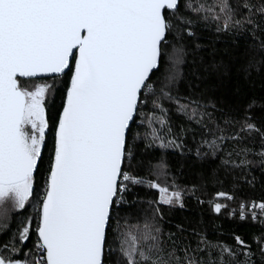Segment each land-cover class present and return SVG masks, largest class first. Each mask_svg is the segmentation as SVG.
Returning a JSON list of instances; mask_svg holds the SVG:
<instances>
[{
  "label": "snow or ice",
  "instance_id": "obj_1",
  "mask_svg": "<svg viewBox=\"0 0 264 264\" xmlns=\"http://www.w3.org/2000/svg\"><path fill=\"white\" fill-rule=\"evenodd\" d=\"M185 7L211 13L217 22L222 18L225 29L244 20L253 24V9L264 17V4L247 0L236 9L229 0L208 8L189 0ZM241 7L248 16L233 20ZM191 24L179 13V0H0V219L8 218L6 205L25 211L32 206L0 247V264H252L254 253L241 236H233L234 245L201 236L195 249L175 242L166 248L158 208L143 223L130 224L129 215H122L130 184L156 190L153 205L183 207L184 194L195 191L174 178L169 182L163 165L153 169L163 183L139 175L134 161L141 133L133 130L140 116L139 126L146 121L143 139L181 147L175 140L165 145L159 135L168 127L160 101H174L197 124L209 115L198 101L181 104L171 92L184 50L172 47L169 53V37L192 35ZM149 101L153 111L146 113ZM242 129L259 131L247 120ZM223 132L204 125L203 135L213 139L203 143L213 154L228 138ZM215 196L236 199L223 191ZM210 203L217 213L227 208ZM238 209L241 220L264 225V199L241 200ZM32 236L29 251L17 247ZM253 239L264 256V234Z\"/></svg>",
  "mask_w": 264,
  "mask_h": 264
},
{
  "label": "trees",
  "instance_id": "obj_2",
  "mask_svg": "<svg viewBox=\"0 0 264 264\" xmlns=\"http://www.w3.org/2000/svg\"><path fill=\"white\" fill-rule=\"evenodd\" d=\"M188 2L180 1L179 13L191 19L192 24L188 28L192 35L184 31L175 39L169 37V53L172 47L184 50L181 57L183 62L178 65L179 76L171 86V92L174 97L180 98L181 104L198 101L202 111L209 115L204 116L203 124H197L177 111L174 101L161 100L160 103L167 110L165 119L171 128V135L168 127H164L159 135L165 145H168L169 140H175L181 147H161L159 141L152 142L151 137L143 139L146 121L145 126H139L141 117L137 116L133 130L141 133V139L136 141L137 157L134 164L140 165L139 175L146 179H158L161 183L163 176L155 177L153 169L163 165L169 182L174 178L181 188H194L195 191L184 194L183 207L176 204L153 205L150 202L157 198L156 190L149 189L146 184H130V192L126 196L129 204L124 206L122 215H129L130 224L137 221L143 223L144 215L151 216L153 209L158 208L156 222L162 229L166 248H171L175 242L177 248L182 249L190 244L195 249L201 236L213 243L234 245L233 236H241L254 253L252 264H264V256H261L257 242L253 239L264 234V225L250 218L241 220L238 209L241 200L264 199V158L260 155L264 151V139L261 137V133H264V17L253 9V24L244 20L241 26L233 24L225 29L222 18L217 22L211 13L192 11L185 7ZM190 2L193 7L203 5L208 8L215 5L216 0ZM247 2L255 7L264 4V0ZM229 3L236 9L237 5L242 6L244 0H229ZM215 11L219 14L218 8ZM246 16L247 10L241 7L233 20H242ZM168 66L169 62L163 64L161 71ZM59 98L57 93V102ZM142 111H153L151 101ZM160 115L159 110H156V116ZM246 120L259 131L242 129ZM204 125L213 129L219 126L224 130V136L228 137L218 142L215 154L203 143L205 139H213L210 135H203ZM153 127L159 129L161 125L155 123ZM181 129L185 131L181 132ZM220 134L216 132L217 136ZM244 149L249 151L245 154L242 151ZM241 159L248 163L241 164ZM43 167L41 165V169ZM221 191L236 199H216L215 194ZM212 201L227 205V208L217 213L211 207ZM26 208V211L12 209L7 214L8 218L0 223V247L12 239L20 220L32 212L31 205ZM34 239L32 236L17 243V247L27 252L32 248ZM14 255L23 258L21 253Z\"/></svg>",
  "mask_w": 264,
  "mask_h": 264
},
{
  "label": "rangeland",
  "instance_id": "obj_3",
  "mask_svg": "<svg viewBox=\"0 0 264 264\" xmlns=\"http://www.w3.org/2000/svg\"><path fill=\"white\" fill-rule=\"evenodd\" d=\"M6 207H7V209H8V212L9 211H11L13 208H11V205L9 204V205H6ZM14 210H16V209H14ZM8 212H7V214H8ZM3 221V219H0V223Z\"/></svg>",
  "mask_w": 264,
  "mask_h": 264
},
{
  "label": "water",
  "instance_id": "obj_4",
  "mask_svg": "<svg viewBox=\"0 0 264 264\" xmlns=\"http://www.w3.org/2000/svg\"><path fill=\"white\" fill-rule=\"evenodd\" d=\"M181 0H179V3H180Z\"/></svg>",
  "mask_w": 264,
  "mask_h": 264
}]
</instances>
